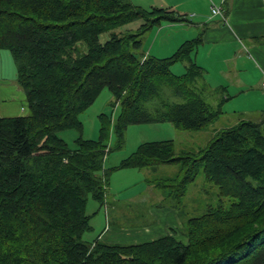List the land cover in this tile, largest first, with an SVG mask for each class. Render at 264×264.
I'll return each instance as SVG.
<instances>
[{"label": "trees", "instance_id": "trees-1", "mask_svg": "<svg viewBox=\"0 0 264 264\" xmlns=\"http://www.w3.org/2000/svg\"><path fill=\"white\" fill-rule=\"evenodd\" d=\"M185 21L130 0H0V52H10L29 108L0 115V264H264V128L252 120L219 130L196 153L177 154L173 141L143 143L114 167L181 163L176 177L156 183L165 198L182 201L203 173L221 197L235 199L190 218L186 243L174 234L127 245L83 238L92 228L88 200L107 204L110 121L102 115L101 138L81 137L74 149L59 134L81 130V114L105 89L121 108L117 148L134 123L197 131L224 114L223 102L216 109L206 100L204 71L193 61L202 36L166 58L142 52L147 33ZM133 22L135 30H122ZM180 62L187 69L174 74Z\"/></svg>", "mask_w": 264, "mask_h": 264}, {"label": "rangeland", "instance_id": "rangeland-1", "mask_svg": "<svg viewBox=\"0 0 264 264\" xmlns=\"http://www.w3.org/2000/svg\"><path fill=\"white\" fill-rule=\"evenodd\" d=\"M130 1L139 2L137 0ZM140 2L145 1L141 0ZM137 26L138 22H133L122 28V30L128 28L135 30ZM158 33L159 29H155L144 36L143 53L151 56L158 54L159 58H164L163 56H166L164 54H167L163 53L164 51L168 52V49L172 47L175 50L173 51L176 52L180 47L178 46V40H182L184 44L189 35V32H184L178 28V30L173 32L164 31L156 41ZM7 53L10 54L9 51ZM7 53L5 55L8 56ZM7 59L4 62L0 61V67L6 66L8 70L10 63H12L11 67H14V62L12 57ZM187 65L188 62H180L172 67V72L181 75L185 73ZM213 66L215 69L216 65L214 63ZM249 69L253 71L251 67ZM0 75L3 74L0 72ZM202 82L206 83L208 88L206 100L214 108H219L218 103L225 97L223 87L226 88V81H224V75H209L205 73L202 77ZM22 102L19 103L22 104ZM114 102L115 97L113 94L108 89H105L96 102L81 114L80 119L83 123L81 130L71 128L59 134L74 149L76 141L81 137L89 140H99L101 138L102 115H104L106 122L110 121L107 124L106 144L112 147L113 150L105 160V167L111 170L107 204L101 205L92 198L88 200L86 213L91 218L92 228L86 231L83 237L84 240L90 243L97 239L105 241L104 237L107 236L108 240L105 242L122 245L154 240V237H150V234H139L135 237L139 233L136 232L138 231L136 229L151 226L157 221L156 216H158L159 211L166 207H172L177 210L178 219L182 223L178 232L174 233L175 238L178 240L182 238L187 242L184 233L187 221L190 218L203 215L209 206L229 208L235 199L221 197L218 188L208 182L203 173H200L196 181L189 186L188 192L182 201L177 202L172 201L170 198H165L162 190L157 189L156 183L160 179L176 177L182 169L181 163L161 165L156 170L115 169L114 167L118 166L124 159L133 154L141 144L146 142L173 141L177 154L184 152L196 153L207 146L216 132L238 124L242 119V115H240L239 111H236L238 105L222 106L224 114L209 126L197 131L180 130L170 122L131 124L127 129L123 147L117 148L113 122L119 115L121 108L119 104L115 106ZM2 103L5 104L8 101ZM25 111L26 115L29 114V108L26 107ZM134 238H137V241H133Z\"/></svg>", "mask_w": 264, "mask_h": 264}, {"label": "crops", "instance_id": "crops-1", "mask_svg": "<svg viewBox=\"0 0 264 264\" xmlns=\"http://www.w3.org/2000/svg\"><path fill=\"white\" fill-rule=\"evenodd\" d=\"M137 1L139 2L132 1V4L143 8H166L185 18V22L162 24L158 28L156 41L164 31L173 32L178 28L189 32L186 41L202 36L203 40L197 47L193 61L203 69L204 74L224 75L227 89L221 86L225 90V97L218 104L223 102L224 105H238L236 111L242 115L241 120L263 122L264 128V0ZM214 6L222 9V15L212 13ZM181 43L182 40L179 39L178 46L183 44ZM173 50L170 47L168 52L164 51L163 53L167 54L163 57L171 56L175 51ZM8 56L1 51L0 61L4 62ZM154 56L159 57L158 54ZM250 67L253 71H250ZM0 72L3 74L0 75V115H26V94L16 80L13 66L11 67L10 63L8 70L6 66H2ZM209 83L213 87L210 81ZM7 101L8 103H2ZM156 220L151 226L136 229L139 233L135 237L139 234H150L155 240L166 234H176L182 224L178 219L177 210L172 207L159 211ZM104 238L105 241L108 240L107 236ZM179 240L186 243L182 238ZM133 241H137V238Z\"/></svg>", "mask_w": 264, "mask_h": 264}, {"label": "built area", "instance_id": "built-area-1", "mask_svg": "<svg viewBox=\"0 0 264 264\" xmlns=\"http://www.w3.org/2000/svg\"><path fill=\"white\" fill-rule=\"evenodd\" d=\"M212 13H213L214 15H222V9H221V8H218V7H216V6H214V7L212 8ZM262 87H263V90H264V82L262 83Z\"/></svg>", "mask_w": 264, "mask_h": 264}, {"label": "water", "instance_id": "water-1", "mask_svg": "<svg viewBox=\"0 0 264 264\" xmlns=\"http://www.w3.org/2000/svg\"><path fill=\"white\" fill-rule=\"evenodd\" d=\"M136 57L138 58L139 56H138V55H136Z\"/></svg>", "mask_w": 264, "mask_h": 264}]
</instances>
